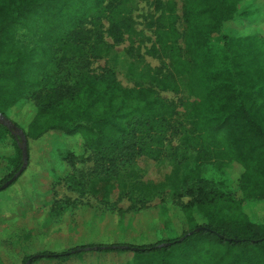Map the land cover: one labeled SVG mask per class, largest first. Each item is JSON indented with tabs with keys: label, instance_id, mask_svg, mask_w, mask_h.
<instances>
[{
	"label": "trees",
	"instance_id": "trees-1",
	"mask_svg": "<svg viewBox=\"0 0 264 264\" xmlns=\"http://www.w3.org/2000/svg\"><path fill=\"white\" fill-rule=\"evenodd\" d=\"M118 1L0 0V114L8 119L10 111L32 92L35 116L23 130L27 149L32 141L51 133L80 135L99 168L106 172L137 157L157 158L171 137H182L183 146L195 153L192 174L196 183L188 191L192 202L185 211L186 225L195 223V229L186 226L181 236L154 244L98 248L132 251L140 264H177L178 257L185 255L198 256L191 264H214L208 247L212 241L239 245L236 256H241L240 244L264 242V223L252 221L244 209L246 202L264 203V40L227 31L254 14L242 9L246 0H183L186 32L182 51L174 27V0H168L158 19L156 42L170 58L173 75L160 78L145 67L141 71L130 69L138 78L147 76L150 86L139 84L128 89L114 71L95 73L90 69L92 60L109 58L113 47L98 31L86 35L83 29L93 15L106 16L114 43H123L121 22L117 20L120 13L113 11ZM32 34L39 36L27 38ZM46 42L48 45L43 44ZM65 48L74 54L76 69L69 72L70 80L67 74L61 77L67 73L65 56L55 60L54 74L46 78L50 55L58 56ZM176 76H185L189 89L197 94L185 115V124L190 127L181 131L175 128L176 106L152 87L177 90ZM18 140L0 123V147L11 151L9 171L0 179V188L23 166ZM74 158L72 152L62 156L70 166ZM233 164L244 170L239 182L241 199L233 192L220 193L205 177L215 165L225 171ZM51 191L47 186L35 190L44 200ZM36 230L16 226L4 235L0 232V244L4 243L12 256L25 248L23 264L43 258L66 259L87 248L30 254ZM146 252L149 257H139ZM218 264L225 263L222 260Z\"/></svg>",
	"mask_w": 264,
	"mask_h": 264
},
{
	"label": "rangeland",
	"instance_id": "rangeland-1",
	"mask_svg": "<svg viewBox=\"0 0 264 264\" xmlns=\"http://www.w3.org/2000/svg\"><path fill=\"white\" fill-rule=\"evenodd\" d=\"M167 1L119 0L113 11L120 13L117 14V20L121 22L124 40L118 45L109 35L111 25L106 16L90 17L83 27L84 34L98 31L104 41L113 47V54L109 58L92 60L90 69L95 73L114 71L116 79L128 89L139 84L150 86L147 76L138 78L130 69L138 68L137 71H141L145 67L152 75H160V78L173 75L170 58L160 51L156 42L158 19L163 15ZM173 3L177 17L174 27L179 35L178 47L183 51L186 32L184 2L174 0ZM241 7L243 10L250 9L254 15L243 20L241 26L235 24L227 32L237 36L255 35L264 40V0H246ZM38 36L32 34L27 38ZM73 55L69 48L59 52L58 56L50 55L45 77L50 78L54 74L55 60L65 56L67 73H62L61 77L67 74L70 80L69 72L76 69ZM174 78L177 90L152 87L161 98L176 106L175 128L181 131L185 126L190 127L185 124V115L191 103L197 99V94L189 89L185 76ZM34 116L32 92L10 111L8 119L0 114V123L5 127V123L13 127L8 129L18 137L21 149L24 146L23 130H27ZM182 139L180 136L171 137L165 143L162 155L157 158L137 157L133 162L119 164L108 172L99 168L80 135L66 137L51 133L44 139L32 141L30 150L29 146L27 149L30 155L25 172L7 189L0 191V226L5 225L0 227V232L6 234V230L12 229L15 222H50L51 229H39L41 234L36 236L39 239L34 241L35 247L28 250L30 254L68 251L86 246L84 252L55 260L63 262L75 259L82 264H140L141 260L135 261L132 251H107L99 250L98 247L102 245L108 248L123 243L154 244L162 239L171 240L181 236L187 227L195 229V223L191 222L187 226L185 219V211L192 202L188 191L196 183L192 174L195 153L183 146ZM71 152L75 156L73 166L62 160V156ZM9 157L10 149L3 150L0 147V179L9 171ZM243 171L238 164H233L225 171L215 165L205 173V177L211 180L220 193L233 192L241 199L239 182ZM39 186L52 187L45 200L42 196L38 198L41 193L35 192ZM44 194L47 195V192ZM244 209L252 221L264 223V203L246 202ZM229 245L234 247L232 251ZM240 245L241 256H236L239 245L212 241L208 247L211 246L214 264L222 260L225 264H264V242ZM26 252L25 248H21L12 256L0 244L3 258L0 257V264H23ZM148 254L139 253V257H149ZM197 258V255L180 256L177 264H191Z\"/></svg>",
	"mask_w": 264,
	"mask_h": 264
},
{
	"label": "crops",
	"instance_id": "crops-1",
	"mask_svg": "<svg viewBox=\"0 0 264 264\" xmlns=\"http://www.w3.org/2000/svg\"><path fill=\"white\" fill-rule=\"evenodd\" d=\"M19 179V178H18ZM17 179V180H18ZM16 180V181H17ZM5 225H2L0 227H4ZM16 226H24V227H28V228H36L37 232L35 236L41 234V231H39L38 229H51V224L50 222H40V221H32V222H15L12 227H16ZM84 231V230H83ZM47 233V232H46ZM86 233V231H85ZM39 238H36L34 240H38ZM39 245V244H38ZM2 246H4V243H2ZM43 252V251H41ZM0 257L2 258V256L0 255ZM3 259V258H2ZM32 264H82L81 261H76L75 259H69V260H63V262H60L59 260H48V259H40L37 260L35 262H33Z\"/></svg>",
	"mask_w": 264,
	"mask_h": 264
},
{
	"label": "water",
	"instance_id": "water-1",
	"mask_svg": "<svg viewBox=\"0 0 264 264\" xmlns=\"http://www.w3.org/2000/svg\"><path fill=\"white\" fill-rule=\"evenodd\" d=\"M6 127L9 128L10 130L13 128L10 124H7L5 123ZM23 139H24V146H23V160H24V163H23V166L21 168V170L10 180L8 181L5 185H3L1 188H0V191L2 190H5L7 189L10 185H12L21 175L22 173L24 172L25 168L27 167V163H28V154H27V141H26V137L25 135H23ZM200 231V230H199ZM169 244H165L164 246H167ZM122 249H125V248H122Z\"/></svg>",
	"mask_w": 264,
	"mask_h": 264
}]
</instances>
